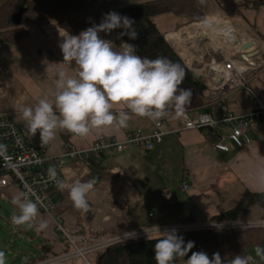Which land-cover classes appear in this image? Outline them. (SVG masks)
I'll return each instance as SVG.
<instances>
[{
	"label": "crops",
	"instance_id": "0c3cea01",
	"mask_svg": "<svg viewBox=\"0 0 264 264\" xmlns=\"http://www.w3.org/2000/svg\"><path fill=\"white\" fill-rule=\"evenodd\" d=\"M4 1L0 0V5ZM240 10L241 16L234 17H240L250 29V36H255L264 46V5L242 6ZM176 18L172 14H164L154 17L153 21L164 32L167 21L173 22ZM64 23L52 21L28 25V35L15 43L0 37V112L9 114L15 123L24 128L31 144L44 147L48 156L60 162L58 171L63 175V188L51 191L54 203L52 215L67 233L77 237V246L148 227L179 224L171 213L174 201L186 207L193 223H203L236 205L245 190L264 192V185L258 179L260 170L264 169V117L243 133L242 146H236L227 138L229 124L217 123L215 129L224 136L223 143L228 146L227 151H222L213 147L214 138L206 136L204 130L175 131L178 121L169 115L161 120L160 128L165 132L162 140L150 150L126 147L101 158L96 170L86 164L84 158L63 156L66 146L85 149L97 135L121 140L127 132L135 129L148 134L153 130L151 120L130 113L127 127H92L85 137L58 130L52 141L41 146L39 131L32 135L20 106H33L43 97L51 101L57 91L58 72L63 71L67 76L75 74L77 68L74 62H63L59 47L63 35L56 28ZM70 34L73 35L71 27ZM165 34L168 37L171 31ZM213 54L207 53L205 58L209 59ZM263 72L264 67H259L246 75L245 82L252 93L240 87L228 90L217 98L208 99L205 105L191 114L207 112L219 118L223 105L234 114L251 111L254 94L264 102ZM120 110H124L122 104L113 105L112 111ZM62 134L67 136L66 142ZM182 178L189 184L188 189L179 187ZM89 179L96 183L87 195L90 209L85 213L74 207L68 190L76 180ZM19 192L20 188L15 184L0 189V203L4 202L14 215L19 212L12 199ZM7 213L9 215L10 212ZM53 217L39 209V216L31 225L13 227V234L20 233L21 238L30 229L40 238L35 255L19 253L14 258L21 257L26 260L22 264H32L43 260H37V257L46 259L73 249ZM262 217V208L252 204L244 219L238 222H254L263 220ZM42 221H47L48 227L41 230L39 224ZM75 227L78 231H74ZM257 248L264 253V245L250 249V264H264V259L257 255ZM89 254L86 257L88 260ZM76 263L82 264V258L78 257ZM174 264H185V261Z\"/></svg>",
	"mask_w": 264,
	"mask_h": 264
},
{
	"label": "clouds",
	"instance_id": "9594fccd",
	"mask_svg": "<svg viewBox=\"0 0 264 264\" xmlns=\"http://www.w3.org/2000/svg\"><path fill=\"white\" fill-rule=\"evenodd\" d=\"M203 5L205 0H199ZM135 21L121 16L115 11L103 15L99 24L82 30L78 35L64 31L59 44L63 62L75 64L77 70L73 76L58 72L57 91L50 101L47 97L38 99L33 106L22 105L20 111L27 122L30 132L39 131L41 146L52 141L58 130H66L80 137L89 134L92 127H127L131 114L146 117L157 124L172 114H186L191 104L192 91L181 88L185 80V69L168 57L158 55L155 58L142 57L136 53V45L121 40L117 46L113 40L103 39L99 33L110 34L115 29H123L116 39L127 35L136 39L138 33L133 27ZM123 104L129 111H112L113 105ZM7 146L0 144V155H4ZM48 176L63 188V182L57 180L55 166L49 167ZM259 182L264 185V169L260 170ZM96 181L76 180L69 191V197L75 208L89 211L88 193ZM19 214L11 217L14 225L31 223L39 216L38 202L28 198L25 191L12 199ZM256 227H264V221ZM48 227L47 221L39 224V229ZM159 239L153 246L156 264H174L179 258L188 257L185 264H250L252 257L235 255L225 261L219 252L211 258L204 251H191L193 241L185 243L175 228L160 231ZM136 237L135 231L126 232L117 237V242ZM191 251V255L188 253ZM257 255L264 259L259 248ZM0 264H6V254L0 251Z\"/></svg>",
	"mask_w": 264,
	"mask_h": 264
},
{
	"label": "trees",
	"instance_id": "16d2710c",
	"mask_svg": "<svg viewBox=\"0 0 264 264\" xmlns=\"http://www.w3.org/2000/svg\"><path fill=\"white\" fill-rule=\"evenodd\" d=\"M222 14L229 17L241 16L240 8L247 5H264V0H213ZM210 8L199 0H5L0 5V37L7 42L15 43L28 35L27 27L31 24H44L52 21L66 22L75 31L93 24H99L103 15L115 11L135 21L133 27L138 36L129 39L127 35L120 40L136 45V53L142 57L155 58L158 55L168 57L185 69V80L181 88L192 91L191 104L187 111H195L205 105L206 86L192 69L187 67L166 36L157 27L153 18L164 14L184 17L188 21H202ZM117 36L123 29L113 30ZM165 36V37H164ZM175 111V110H173ZM206 136H212L210 128H200ZM64 142L67 136L62 134ZM90 167L96 170L98 163L91 157H85ZM252 204L259 205L263 210L264 192L245 190L233 207L212 216L211 221H241ZM171 213L178 223H193V218L184 205L173 202ZM185 243L194 242L191 251H204L211 258L219 252L225 261L235 255L250 256L252 248L264 245V227L248 226L224 230H191L177 232ZM161 234L139 236L124 242H115L110 246L91 252L89 259L92 264H156L153 246ZM191 251L188 256L191 255ZM188 257L175 262L186 261ZM44 259L37 257V260ZM174 262V263H175Z\"/></svg>",
	"mask_w": 264,
	"mask_h": 264
},
{
	"label": "built area",
	"instance_id": "2783aa9c",
	"mask_svg": "<svg viewBox=\"0 0 264 264\" xmlns=\"http://www.w3.org/2000/svg\"><path fill=\"white\" fill-rule=\"evenodd\" d=\"M109 38L119 46L120 39H116L117 34L113 31L105 35V39ZM252 48L247 51L243 47L239 51H235L232 56L223 54L210 55L206 60L201 53L200 59L190 63L191 69L203 80L206 86V95L208 99L217 98L225 94L228 90L235 88H243L250 93L252 89L246 85L245 77L250 72L259 67H264V46L255 36H250ZM255 52V53H252ZM220 54V53H219ZM197 62L199 65L195 64ZM192 66H194L192 68ZM264 82V72L261 75ZM254 107L251 111L243 114H234L228 110L226 105L221 108V116L214 117L207 112H196L191 114L187 111L182 117L176 115L175 111L171 116L177 122L175 131L184 129H200L208 127L211 129V134L214 138L213 147L218 150L227 151L228 146L223 143L224 136L215 129L217 123L229 124L230 132L227 138L236 146H242V135L251 125H254L260 118L264 117V102L257 95H253ZM124 110L129 111L122 104ZM153 130L145 134L140 129L127 132L123 139L118 140L105 135H97L93 143L85 149H77L73 145H67L63 156L71 159L84 158L86 164L90 166L89 160L85 157L91 156L97 163L103 157L112 155L129 146L139 147L145 150H150L154 144L162 140L164 131L161 130L160 122L157 124L152 121ZM0 144L6 145L7 150L4 155H0V189L7 187L10 184H16L20 191L28 193V198L34 202H38V208L45 213L51 215L54 208V203L51 199V191L58 186L56 181H52L48 176V169L55 166L57 180L62 181L63 175L58 171L61 164L54 158L47 155L44 147H38L31 144L25 134L24 128L15 123L11 116L7 113L0 112ZM179 187L183 190L188 189L189 185L184 178L181 179ZM151 216L152 213H149ZM54 222L59 230H61L68 238L73 246V249L47 259L37 261L32 264H77L76 259L82 258V264H92L86 257L89 253L98 249L110 246L117 242L113 238L99 240L91 244L77 246V237L71 236L62 226L59 225L56 217H53ZM260 222H203V223H179L169 226H153L144 229L136 230V237L151 236L161 234L164 229L175 228L177 232L191 230H224L229 228H239L244 226H254ZM78 231V227L74 228Z\"/></svg>",
	"mask_w": 264,
	"mask_h": 264
},
{
	"label": "rangeland",
	"instance_id": "374dc122",
	"mask_svg": "<svg viewBox=\"0 0 264 264\" xmlns=\"http://www.w3.org/2000/svg\"><path fill=\"white\" fill-rule=\"evenodd\" d=\"M207 6L210 8L209 11L205 13L204 16H207L206 18L204 17L203 20L205 19H211V18H219V19H224L226 17H229L227 15H224L221 13L219 8L214 4V1L212 0H206ZM176 21H167V28L163 32L164 35H166V32L171 31L172 35H184V32L186 30V26L195 21H188L184 17H178L176 16ZM162 20L159 19V22L161 23ZM198 22V21H196ZM66 24V23H64ZM68 24V23H67ZM66 24V25H67ZM240 24L242 27V32L248 34L249 36L252 35L250 32V29L247 27L246 23L243 20H240ZM68 26V25H67ZM92 25H89L85 27L84 29L80 30H73L72 28V34L77 35L79 34L82 30H85L86 28L90 27ZM69 27V26H68ZM70 28V27H69ZM113 32V31H112ZM103 33V32H102ZM201 34V33H200ZM103 39H105V33H103ZM165 37V36H164ZM167 37V35H166ZM213 39H210L205 36H199L197 41L196 47H190V44H193V42H190L187 44L188 47H185L189 50L190 55H195L196 58L198 59L201 56V53L207 55L217 53L220 55L223 54L225 56H232L235 52V49L231 48V45L227 43L226 39H222L223 36H214L212 35ZM191 38V37H189ZM106 39H109L108 37ZM110 40V39H109ZM217 40V41H216ZM167 41V40H166ZM219 42V43H218ZM185 43V39L183 41ZM173 48V46H172ZM174 49V48H173ZM194 62V61H193ZM195 64L198 66L199 64L195 62ZM191 69L190 66H187ZM194 66H192L193 68ZM6 212H10L9 215L6 214ZM14 214L9 210V208L6 206L4 202L0 203V251H4L6 254V264H22L23 262H26V260H22L21 257L19 258H14L15 255H18L19 253L22 255H28L32 256L35 255V253L38 251V245L40 244V238L35 235L34 230L30 229L29 232L24 233L23 237H20V233L13 234V227L16 228V225L12 223L11 217ZM259 222L264 221L263 220H258ZM257 222V221H255ZM184 224H190V223H184ZM24 228H26V224L23 225ZM242 228V227H241ZM21 256V255H20Z\"/></svg>",
	"mask_w": 264,
	"mask_h": 264
},
{
	"label": "bare ground",
	"instance_id": "6f19581e",
	"mask_svg": "<svg viewBox=\"0 0 264 264\" xmlns=\"http://www.w3.org/2000/svg\"><path fill=\"white\" fill-rule=\"evenodd\" d=\"M240 17H226L224 19H205L198 22H191L186 26V30L184 35H172L166 37L168 43L173 46L175 52L180 56V58L184 61V63L189 66L191 62L198 61L200 58L195 59V55H190L189 50L185 47H188L187 44H190V47H196L197 41L199 36H205L210 39H213L212 35L214 36H223L222 39H226L227 43L231 45L232 49L235 51H239L240 48L247 42H251L250 36L246 33L242 32V27L240 24ZM91 27V26H90ZM50 29V28H49ZM61 35H65L64 31L70 34V28L66 24H62L56 28ZM201 33V34H200ZM78 35V34H77ZM100 37L102 38L104 35L103 33H99ZM191 37V38H189ZM185 39V43H183ZM217 41V40H216ZM219 43V42H218ZM205 54L203 57L205 58ZM210 58V57H209ZM206 59V58H205ZM208 60V59H206ZM186 181V180H185ZM188 184V183H187ZM13 185V184H10ZM16 185V184H15ZM189 185V184H188ZM211 222H232V223H240L238 221H208ZM248 227V226H244ZM241 228V227H239ZM123 236V235H120ZM117 237H112L117 241ZM47 259V258H46ZM44 260V259H43Z\"/></svg>",
	"mask_w": 264,
	"mask_h": 264
},
{
	"label": "water",
	"instance_id": "95a60500",
	"mask_svg": "<svg viewBox=\"0 0 264 264\" xmlns=\"http://www.w3.org/2000/svg\"><path fill=\"white\" fill-rule=\"evenodd\" d=\"M243 48L246 49L247 51H250L251 48H252V45H251L250 42H247V43H245V44L243 45ZM252 53H255V52L252 51ZM6 214L8 215L7 212H6Z\"/></svg>",
	"mask_w": 264,
	"mask_h": 264
}]
</instances>
